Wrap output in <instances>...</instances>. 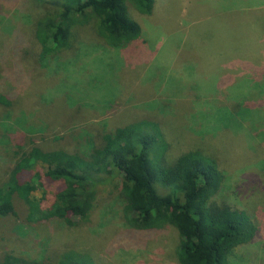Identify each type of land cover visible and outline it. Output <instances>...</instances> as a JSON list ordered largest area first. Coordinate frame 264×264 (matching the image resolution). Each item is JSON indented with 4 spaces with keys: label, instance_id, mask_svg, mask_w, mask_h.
Wrapping results in <instances>:
<instances>
[{
    "label": "rangeland",
    "instance_id": "rangeland-1",
    "mask_svg": "<svg viewBox=\"0 0 264 264\" xmlns=\"http://www.w3.org/2000/svg\"><path fill=\"white\" fill-rule=\"evenodd\" d=\"M127 9L141 27L132 43L110 47L88 15L73 26L69 48L39 61L30 40L39 8L0 0V92L16 106L0 123V179L10 167L12 133L33 135L43 150L88 155L99 135L151 120L167 141V159L196 146L220 159L225 178L215 199L245 209L257 227L229 262L264 264V0H155L151 13L131 2ZM226 106L245 111L243 120L216 130L211 114ZM120 179L100 183L88 216H70L69 224L28 223L17 203L15 216L0 218V258L48 261L74 250L93 264H177L173 226L127 225ZM48 188L34 191L43 207Z\"/></svg>",
    "mask_w": 264,
    "mask_h": 264
},
{
    "label": "trees",
    "instance_id": "trees-1",
    "mask_svg": "<svg viewBox=\"0 0 264 264\" xmlns=\"http://www.w3.org/2000/svg\"><path fill=\"white\" fill-rule=\"evenodd\" d=\"M32 1L40 14L30 40L36 43L42 61L69 48L73 26L88 15L110 47H125L141 35L127 2L142 13H151L155 0ZM14 106V99L0 92L1 124ZM233 109L214 110L211 121L216 130L241 124L245 111ZM10 135V167L0 179V218L15 216L19 203L26 209L28 223L53 218L69 224L70 216L85 219L94 206L97 186L110 184L119 174L125 222L138 230L173 226L179 236L177 264H230L233 249L256 234V224L245 209L215 199L225 178L220 159L197 146L167 159V141L154 121H132L99 135L96 142L89 141L88 155L61 148L43 150L33 135ZM39 188L44 194L47 188L52 191L47 207L34 195ZM0 264L93 263L81 252L66 250L48 261L6 252Z\"/></svg>",
    "mask_w": 264,
    "mask_h": 264
}]
</instances>
